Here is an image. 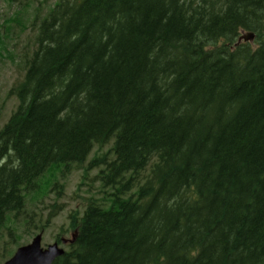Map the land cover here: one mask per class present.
<instances>
[{
  "label": "trees",
  "instance_id": "trees-1",
  "mask_svg": "<svg viewBox=\"0 0 264 264\" xmlns=\"http://www.w3.org/2000/svg\"><path fill=\"white\" fill-rule=\"evenodd\" d=\"M32 24L0 226L114 138L110 200L70 214L55 264H264V0H57Z\"/></svg>",
  "mask_w": 264,
  "mask_h": 264
},
{
  "label": "rangeland",
  "instance_id": "rangeland-1",
  "mask_svg": "<svg viewBox=\"0 0 264 264\" xmlns=\"http://www.w3.org/2000/svg\"><path fill=\"white\" fill-rule=\"evenodd\" d=\"M57 0H0V128L17 107V99L9 96L12 86L24 74V59L32 53L36 27L33 17L44 16ZM11 18L12 28L3 27ZM113 141L96 145L88 159L68 170H53L40 182V191L26 196L25 212L10 215L0 227V263L16 249L31 242L44 224L42 245L54 243L57 238H70V214H82L88 202L96 199L109 202L114 188L105 186L99 177L104 165L96 164L100 157L113 159ZM94 163H91L93 162ZM109 204V203H107ZM52 217V218H49ZM49 218V219H48ZM68 249L67 245H63Z\"/></svg>",
  "mask_w": 264,
  "mask_h": 264
},
{
  "label": "water",
  "instance_id": "water-1",
  "mask_svg": "<svg viewBox=\"0 0 264 264\" xmlns=\"http://www.w3.org/2000/svg\"><path fill=\"white\" fill-rule=\"evenodd\" d=\"M42 235H38L30 244L20 247L15 255L4 264H53L54 260L63 255L65 250L58 243L41 247Z\"/></svg>",
  "mask_w": 264,
  "mask_h": 264
}]
</instances>
